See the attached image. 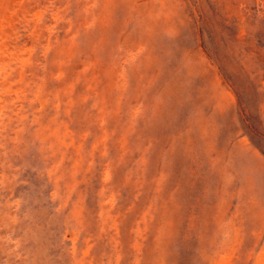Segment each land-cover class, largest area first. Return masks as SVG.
Masks as SVG:
<instances>
[{
	"label": "rangeland",
	"instance_id": "rangeland-1",
	"mask_svg": "<svg viewBox=\"0 0 264 264\" xmlns=\"http://www.w3.org/2000/svg\"><path fill=\"white\" fill-rule=\"evenodd\" d=\"M0 264H264V0H0Z\"/></svg>",
	"mask_w": 264,
	"mask_h": 264
}]
</instances>
